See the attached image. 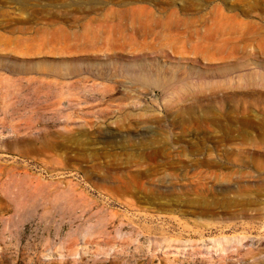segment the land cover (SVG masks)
<instances>
[{
  "label": "rangeland",
  "instance_id": "1",
  "mask_svg": "<svg viewBox=\"0 0 264 264\" xmlns=\"http://www.w3.org/2000/svg\"><path fill=\"white\" fill-rule=\"evenodd\" d=\"M0 264H264V0H0Z\"/></svg>",
  "mask_w": 264,
  "mask_h": 264
},
{
  "label": "bare ground",
  "instance_id": "2",
  "mask_svg": "<svg viewBox=\"0 0 264 264\" xmlns=\"http://www.w3.org/2000/svg\"><path fill=\"white\" fill-rule=\"evenodd\" d=\"M137 73V72H136ZM140 74H142V73H139V75ZM137 76V75H136ZM135 77V76H134ZM253 77H254V74H253ZM139 78V77H138ZM135 79V78H134ZM136 81H137V79H135ZM137 83V82H136ZM69 132V131H68ZM68 134V133H67ZM71 134V133H70ZM69 134V135H70ZM55 135H57V136H59L60 138H61V140L62 141H65V140H67V139H69L70 137H69V135H65V134H61V133H55ZM53 136V135H52ZM71 136V135H70ZM54 138H55V136H54ZM77 141V140H76ZM57 142V141H56ZM80 142V141H79ZM55 144H57V143H55ZM52 145V144H51ZM22 182V181H21ZM43 186V185H42ZM35 188L37 189V191L38 192H40L41 194H46V190L45 189H43V188H40L39 187V185H37V186H35ZM4 198L5 199H7V195H4ZM196 202V201H195ZM210 229V228H209ZM213 230V229H212ZM211 230V231H212ZM210 231V232H211ZM208 235H209V233H208ZM190 236V235H189ZM198 236V235H197ZM203 238V237H202ZM193 242V241H192ZM195 242V241H194ZM203 245H199V244H195L194 246L192 245V246H190L191 247V250L190 251H192V253L193 254H195V255H198V256H201V257H199V259H196V260H199V261H201V262H213L214 260H216L215 259V257L214 256H212V257H208V256H205L204 254H207L208 253V248L207 247H205L204 248V246L202 247ZM178 247V246H177ZM188 247V246H187ZM180 248H181V246H180ZM175 249V248H174ZM168 251H171V250H168ZM173 251V250H172ZM185 251H187V250H185ZM184 251V252H185ZM247 251V250H246ZM248 252V251H247ZM176 253V252H175ZM186 253V252H185ZM188 253V252H187ZM237 253H240V251L239 250H237ZM173 254V253H172ZM184 254V253H183ZM187 255V254H186ZM174 256V255H173ZM185 256V255H184ZM188 256V255H187ZM175 257V256H174ZM186 259V258H185ZM188 259V258H187ZM165 260H168V258L166 259V257H165ZM175 260V259H174ZM178 260H179V258H178ZM195 260V261H196ZM164 261V260H163ZM187 261V260H186Z\"/></svg>",
  "mask_w": 264,
  "mask_h": 264
}]
</instances>
